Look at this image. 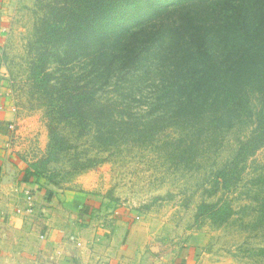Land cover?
I'll return each mask as SVG.
<instances>
[{"label":"trees","instance_id":"1","mask_svg":"<svg viewBox=\"0 0 264 264\" xmlns=\"http://www.w3.org/2000/svg\"><path fill=\"white\" fill-rule=\"evenodd\" d=\"M46 11L31 78L50 98L51 155L70 141L62 126L105 152L181 127V161L205 139L219 147L232 135L234 154L214 172V188H238L245 163L264 147V0H49ZM136 76H154L150 102L124 85ZM125 97L147 115H135L143 110ZM262 188L250 199L264 218ZM211 212L221 221L233 214L230 206Z\"/></svg>","mask_w":264,"mask_h":264},{"label":"rangeland","instance_id":"2","mask_svg":"<svg viewBox=\"0 0 264 264\" xmlns=\"http://www.w3.org/2000/svg\"><path fill=\"white\" fill-rule=\"evenodd\" d=\"M48 2L25 0L23 8L20 4L22 9L1 58L6 70L5 96L14 114L10 124L13 152L20 156L29 177L41 181L49 192L66 200L61 202L66 205L62 215L65 220L77 225L84 216L83 225L78 227L80 230L86 226L81 236L84 240L95 242L100 238L91 235L97 227L90 224L99 223L104 228L112 222L123 224L126 227L119 232L118 239L125 238L131 225L124 242L128 244L130 239V244L124 249L134 254L131 259L135 263L140 260L145 264L158 261L264 264L263 213L258 210V203L250 199L254 197L253 191L262 188L256 182L264 180V147L245 163L238 188L220 186L217 190L213 174L231 160L238 142L236 136L228 135L219 147H210L205 139L199 153L181 161L177 140L186 134L181 127H166L152 138L128 146L118 143L113 147L116 150L105 152L91 138L76 141V135L72 137L70 129L62 126L63 135L70 141L58 156L50 154L51 120L47 113L50 98L32 89L31 78V68L37 59L34 50L37 34ZM153 77L141 80L136 76L133 83L124 85L139 91V98L143 94L142 102H150L155 91ZM125 101L137 112L143 110L135 115L142 118L147 115L149 109H145L144 103L126 100V97ZM246 131L251 133L252 128ZM76 163L92 167L77 171ZM203 205L208 207L203 209ZM23 206L19 204L16 208L24 209ZM222 206H230L233 211L226 221L211 212ZM18 209L14 210L16 215H19ZM0 210L7 211V204L3 203ZM34 239L36 242L32 240L25 249L22 264H50L42 255L44 244L40 238Z\"/></svg>","mask_w":264,"mask_h":264},{"label":"crops","instance_id":"3","mask_svg":"<svg viewBox=\"0 0 264 264\" xmlns=\"http://www.w3.org/2000/svg\"><path fill=\"white\" fill-rule=\"evenodd\" d=\"M24 1L0 0V206L4 203L8 207L5 212L0 210V216H3L0 224V264H22L25 261V249L30 247L32 240L35 241L34 238H40L44 244L45 251L42 255L50 264H145L140 260L135 263L131 259L134 254L125 252L124 248L130 244V239H127L128 244L124 242L131 225L126 230L125 238L118 239L119 232L126 227L123 224L112 222L108 227L105 226L106 229L99 223L90 224L97 227L98 231L95 234V230L91 235L100 237L95 242L101 241L97 244L93 239H82V230L86 226L80 230L78 227L83 225L81 223L84 216L79 219L80 224L77 225L65 220L62 215H65L66 205L61 202L66 200H61V196L49 192L41 181L29 177L20 163V156L13 152L9 126L14 121V114L5 96L6 70L1 58L2 50L18 19V12L26 3L23 4ZM28 189L35 195V211L33 214L16 215L17 205L23 204L24 209L26 208L23 192ZM156 264L165 263L158 261Z\"/></svg>","mask_w":264,"mask_h":264},{"label":"built area","instance_id":"4","mask_svg":"<svg viewBox=\"0 0 264 264\" xmlns=\"http://www.w3.org/2000/svg\"><path fill=\"white\" fill-rule=\"evenodd\" d=\"M13 129V126H10V130ZM25 202H26V208L25 209H19L17 210L18 213H28L33 214L35 211V195L30 190H25Z\"/></svg>","mask_w":264,"mask_h":264}]
</instances>
